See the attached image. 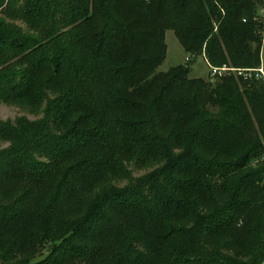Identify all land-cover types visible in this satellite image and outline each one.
<instances>
[{"label":"trees","instance_id":"trees-1","mask_svg":"<svg viewBox=\"0 0 264 264\" xmlns=\"http://www.w3.org/2000/svg\"><path fill=\"white\" fill-rule=\"evenodd\" d=\"M262 10L0 0V104L45 107L0 123V264H264V82L190 77L260 68ZM168 31L189 61L158 72Z\"/></svg>","mask_w":264,"mask_h":264},{"label":"rangeland","instance_id":"rangeland-1","mask_svg":"<svg viewBox=\"0 0 264 264\" xmlns=\"http://www.w3.org/2000/svg\"><path fill=\"white\" fill-rule=\"evenodd\" d=\"M9 23L21 28L25 33L29 32L28 26L21 20H10ZM166 44L168 46L167 58L164 64L159 68L158 72H168L170 69L177 67L179 65L187 64V55L181 46L176 35L172 31L166 33ZM262 65L264 66V44L262 48ZM190 77L193 79H205L206 81L210 78V69L205 62L204 58H199L192 63V72ZM44 108L40 110L33 109L22 105H7L0 104V123L5 122H15L19 118H26L29 121H38L43 118ZM212 115H217L219 113L218 108H210ZM261 140L264 145V134L261 135ZM11 143L7 140H0V150L9 148ZM256 164L252 165L254 168H261L264 166V154L258 160H255ZM159 166L156 164L150 165L148 167H135L133 164H129L130 174L124 179L116 181L114 184L117 188H124L131 182L139 179L150 172L157 169ZM264 184V182H263Z\"/></svg>","mask_w":264,"mask_h":264},{"label":"built area","instance_id":"built-area-1","mask_svg":"<svg viewBox=\"0 0 264 264\" xmlns=\"http://www.w3.org/2000/svg\"><path fill=\"white\" fill-rule=\"evenodd\" d=\"M262 17L264 18V10H262ZM263 41H264V35H263ZM187 61H189V58H187ZM208 67L210 69V77L212 78V81H214L217 78H221L230 74H235L237 76L244 77L245 79H251L255 77L257 80L264 82L263 65L258 69H249V70L232 69L227 66H224L223 68H215L210 66L209 64Z\"/></svg>","mask_w":264,"mask_h":264},{"label":"crops","instance_id":"crops-1","mask_svg":"<svg viewBox=\"0 0 264 264\" xmlns=\"http://www.w3.org/2000/svg\"><path fill=\"white\" fill-rule=\"evenodd\" d=\"M205 62L207 63V61L205 60ZM208 65V64H207Z\"/></svg>","mask_w":264,"mask_h":264}]
</instances>
